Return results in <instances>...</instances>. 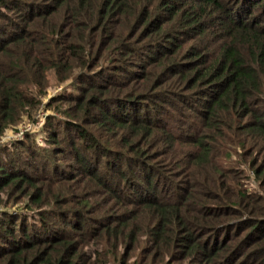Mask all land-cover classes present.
I'll return each mask as SVG.
<instances>
[{
    "label": "trees",
    "instance_id": "16d2710c",
    "mask_svg": "<svg viewBox=\"0 0 264 264\" xmlns=\"http://www.w3.org/2000/svg\"><path fill=\"white\" fill-rule=\"evenodd\" d=\"M49 72L61 116L0 144V264H264V0H0V134Z\"/></svg>",
    "mask_w": 264,
    "mask_h": 264
},
{
    "label": "rangeland",
    "instance_id": "374dc122",
    "mask_svg": "<svg viewBox=\"0 0 264 264\" xmlns=\"http://www.w3.org/2000/svg\"><path fill=\"white\" fill-rule=\"evenodd\" d=\"M72 79H69L67 82H59L57 81L58 78H55L51 72L48 73L47 78V87L46 91L44 93H39L38 99L35 106L30 109V114L27 115L26 113H22L20 117L12 124H9L2 134H0V144L9 143L14 140L23 139L27 134L34 133L36 135V138L39 142L42 141V136L40 131L43 130L45 121L48 118V115L51 113H54L55 115L59 114V111L57 108L55 109L54 105H59L57 101H53L52 97L56 95L58 92L62 90V86L65 85V83L70 84L72 82ZM70 86V85H68ZM57 103V104H56ZM154 143V141H153ZM49 145V144H48ZM235 151V152H234ZM241 151V150H240ZM239 149H235L233 145L225 144V149L223 153V159H224V167L227 166H234L240 167L242 169L243 167H247L245 164L240 165L239 163H242V157L237 156L236 153L240 152ZM229 156V157H228ZM248 169V168H247ZM246 169V170H247ZM248 172H245L244 176L247 175V179L251 181V185H254L257 187L256 179L254 174L249 170ZM12 206L10 208L12 209H20L22 208V203L17 202L13 205H6ZM4 204L0 203V209L4 208ZM143 244V243H142Z\"/></svg>",
    "mask_w": 264,
    "mask_h": 264
}]
</instances>
